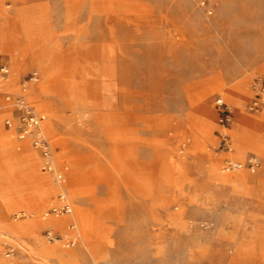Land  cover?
Returning <instances> with one entry per match:
<instances>
[{
	"label": "rangeland",
	"instance_id": "1",
	"mask_svg": "<svg viewBox=\"0 0 264 264\" xmlns=\"http://www.w3.org/2000/svg\"><path fill=\"white\" fill-rule=\"evenodd\" d=\"M0 57V130L14 142L0 150V264H264V108L248 109L264 75V0H0ZM34 86L73 210L97 212L89 240L78 216L52 212V176L44 185L41 166L29 178L17 170L27 162L13 165L34 154L4 120ZM74 162L90 178L77 195Z\"/></svg>",
	"mask_w": 264,
	"mask_h": 264
},
{
	"label": "built area",
	"instance_id": "2",
	"mask_svg": "<svg viewBox=\"0 0 264 264\" xmlns=\"http://www.w3.org/2000/svg\"><path fill=\"white\" fill-rule=\"evenodd\" d=\"M9 74L10 66L0 61V78L7 79ZM38 80V73L33 71L28 75V80H26V82L36 83ZM252 90L253 97L248 104V109L253 112H259L262 108H264V75L254 80ZM27 91V87H24L21 93L15 95L14 100L17 107L13 110L12 115L5 119V127L8 130L14 131L19 141L30 142L31 146L39 153L41 158V170L51 175L58 184V199L62 204L59 207L52 208V212L57 215L70 214L73 212V205L64 187L68 167L58 166L55 148L43 129V122L46 119V115L40 112L32 103L29 102ZM10 97V94H7V100H10ZM217 105L222 107L221 120L224 124L229 123L232 117L229 105H227V103H225L221 98L217 99ZM225 147L228 148L229 146L225 145ZM225 163V168L227 170L242 167V163H233L229 160ZM244 166L248 167L251 171H255L259 167V161L252 155L248 157ZM74 228V224L70 225L71 230H74ZM46 237L49 240H55L57 238V234L52 229H48L46 230ZM76 239V235L73 234L70 239H68L67 245L70 246L75 244ZM14 253L15 248L12 245H8L6 255L12 256Z\"/></svg>",
	"mask_w": 264,
	"mask_h": 264
},
{
	"label": "bare ground",
	"instance_id": "3",
	"mask_svg": "<svg viewBox=\"0 0 264 264\" xmlns=\"http://www.w3.org/2000/svg\"><path fill=\"white\" fill-rule=\"evenodd\" d=\"M29 89V88H27ZM32 89V88H31ZM30 89V90H31ZM41 90L42 91H45L44 87H42L41 85ZM1 125V123H0ZM43 126H45V122L43 123ZM64 142V141H63ZM62 142V143H63ZM64 145V144H63ZM21 148V147H20ZM0 150H3V152H7V150H4V149H0ZM3 155H5V157L7 158L8 157V153H3ZM81 157V156H80ZM82 159V158H81ZM86 161V160H85ZM76 162V161H75ZM74 162V163H75ZM78 162V161H77ZM80 163V162H79ZM82 163V162H81ZM86 164V163H85ZM76 165V169L74 170V172L72 173V176H71V181H70V190L72 192L73 195H77V194H81V193H85L88 188H89V185L88 184V180L90 178H87V176H84L83 174H81V171L79 170V167L77 165V163H75ZM63 166H67V165H63ZM241 171H238L237 173H239ZM95 176V174L92 176V178ZM94 181H97L98 179L99 180H102L103 176L101 174H98L97 176L94 177ZM90 181V180H89ZM240 181V180H239ZM87 193H90V192H87ZM39 194V193H38ZM41 194V193H40ZM39 194V195H40ZM43 194V193H42ZM73 215H76L78 216V218L81 220V224L83 227H85L84 229V233L82 235V239L83 240H89L91 238H94L95 237V232L97 233V231H99L98 229H96L94 227V225L97 223L98 221V215H97V212L95 213H90L88 211H85L83 209H74L73 210ZM59 215H55V217H58ZM53 223H60L61 226H66V222L67 221H64L62 218L58 219V220H54L52 221ZM52 248H47V250L45 251H50Z\"/></svg>",
	"mask_w": 264,
	"mask_h": 264
},
{
	"label": "crops",
	"instance_id": "4",
	"mask_svg": "<svg viewBox=\"0 0 264 264\" xmlns=\"http://www.w3.org/2000/svg\"><path fill=\"white\" fill-rule=\"evenodd\" d=\"M9 58L10 57H8V61H10L9 60ZM7 60H5L4 58H1L0 57V61L2 62V63H5V64H7V65H9V63H8V61ZM3 87H8V84H5ZM38 87L37 86H34V87H32V89L30 90V92H29V94H28V98H29V101L31 102V98H32V96L34 95V94H36V92L38 91ZM7 94V93H6ZM34 105V104H33ZM35 106V105H34ZM36 107V106H35ZM40 112H42V113H44L45 115H46V119L44 120V122L47 120V112L45 111V110H43V109H39L38 107H36ZM7 112V109L5 108V105L3 104V102L0 100V118H1V116H2V114H4V113H6ZM13 112V111H12ZM12 112H11V114L10 115H8L7 117H9V116H11L12 115ZM6 117V118H7ZM5 118V119H6ZM5 121V120H4ZM4 126H5V123H4ZM5 129H6V127H5ZM6 131H10V130H8V129H6ZM19 141V140H18ZM21 143L22 142H24V141H20ZM26 142H28V143H30L29 141H26ZM30 147H31V149H32V151H33V154H34V156H32L31 158H28V159H22V160H19V161H17V162H15L13 165H15V164H17L18 162H20V161H24V162H27V164H25L24 165V167H21V168H19V169H17V170H23L24 168H26V169H24V170H26V176H28L29 178H34L35 176H38V174H34L33 172L35 171V172H37V170L39 169V166H41L40 165V163H41V158H40V156H39V153L31 146V144H30ZM13 148H14V142H10L9 141V138H8V135L6 134V133H4L3 132V130H0V149H4V150H10V149H12L13 150ZM55 152H56V154L58 153V150H57V148H55ZM37 155L39 156V161H38V159H37ZM57 161V160H56ZM39 163V164H38ZM12 165H10V167H11ZM26 166V167H25ZM59 167H64V166H60V165H58ZM9 167V166H8ZM68 167V166H67ZM42 171V170H41ZM68 171H69V169H67V171H66V182H65V184L67 183V179H68ZM43 173H45L44 171H42ZM48 176H51V175H49V174H47V173H45L44 175H42L41 177V180H42V182L44 183V185H49V184H52L51 183V181H50V179L48 178ZM18 179H19V181H18ZM17 179V182H19L20 183V178H18ZM2 194V193H1ZM44 250H47V248H45Z\"/></svg>",
	"mask_w": 264,
	"mask_h": 264
}]
</instances>
